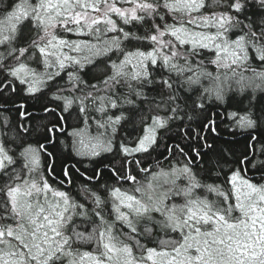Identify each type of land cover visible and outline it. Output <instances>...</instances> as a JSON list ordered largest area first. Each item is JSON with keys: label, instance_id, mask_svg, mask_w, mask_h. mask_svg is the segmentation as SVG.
<instances>
[{"label": "snow or ice", "instance_id": "obj_1", "mask_svg": "<svg viewBox=\"0 0 264 264\" xmlns=\"http://www.w3.org/2000/svg\"><path fill=\"white\" fill-rule=\"evenodd\" d=\"M0 264H264V0L0 6Z\"/></svg>", "mask_w": 264, "mask_h": 264}, {"label": "trees", "instance_id": "obj_2", "mask_svg": "<svg viewBox=\"0 0 264 264\" xmlns=\"http://www.w3.org/2000/svg\"><path fill=\"white\" fill-rule=\"evenodd\" d=\"M8 2H9V0H0V6L6 5ZM132 30H135V29H132ZM141 34H142V32H141ZM209 68H210V70H214V66H209ZM212 110L213 109H210V111H212ZM215 111L220 113V115L216 117L217 122L219 124V130H220V135H219V138L217 140V144L219 146L225 148V149H227L229 147H234V148H236L237 153H238L242 149L243 144H244V136L240 134L241 130L234 129L229 125V122L223 116V113L225 111L224 107H221L219 109H215ZM70 123H75V121L70 120ZM173 131H175V129H173ZM233 132H235L237 134L232 135ZM120 135L121 136L125 135L123 130H121ZM161 135L163 136V133H161ZM225 141L230 142V143H225ZM165 142L171 143L172 141H169V140H167V138H165ZM67 143L69 145L71 144V138L68 139ZM257 147H259V145H257ZM60 150L66 154L71 152L70 147L64 148L63 146H61ZM105 155H110V154H105ZM155 155L156 154L153 153V157H155ZM77 159H81V158L73 156L72 159L65 160L64 162L65 163H75V161ZM97 159H99V158H97ZM85 166H88L89 169H91V167H92V165L90 164V162L87 159H84L82 164L77 165V167H79L81 169V171L84 170ZM162 166L167 168L170 166V162L165 161V162H163ZM226 168H227V166H226ZM58 171H59V168H58ZM88 174L91 175V170L89 171ZM249 175H253V174L249 173ZM140 178H143V177H140ZM81 182H82V178H80L77 174L74 184L67 186L66 190H70L75 194V192L77 191V185H79ZM255 182H261L258 175H256V177H255ZM53 183H56V182L53 181ZM100 183L103 184L104 180H101Z\"/></svg>", "mask_w": 264, "mask_h": 264}]
</instances>
